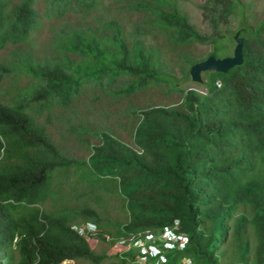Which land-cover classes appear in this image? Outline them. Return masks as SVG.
Returning a JSON list of instances; mask_svg holds the SVG:
<instances>
[{
  "label": "trees",
  "instance_id": "16d2710c",
  "mask_svg": "<svg viewBox=\"0 0 264 264\" xmlns=\"http://www.w3.org/2000/svg\"><path fill=\"white\" fill-rule=\"evenodd\" d=\"M197 7L213 35L181 0H0V264H125L72 230L88 222L117 238L178 222L170 260L264 264V0ZM231 17L243 64L184 90L229 56Z\"/></svg>",
  "mask_w": 264,
  "mask_h": 264
},
{
  "label": "built area",
  "instance_id": "2783aa9c",
  "mask_svg": "<svg viewBox=\"0 0 264 264\" xmlns=\"http://www.w3.org/2000/svg\"><path fill=\"white\" fill-rule=\"evenodd\" d=\"M178 222L172 228L160 232L146 231L129 237L115 238L110 234L104 236L107 243L113 244L119 257L126 264H168V256L176 250H183L188 244V238L179 230ZM80 234L89 232L95 237L97 229L94 226H75ZM155 259L153 262L151 259ZM180 264H195L191 258H184Z\"/></svg>",
  "mask_w": 264,
  "mask_h": 264
},
{
  "label": "rangeland",
  "instance_id": "374dc122",
  "mask_svg": "<svg viewBox=\"0 0 264 264\" xmlns=\"http://www.w3.org/2000/svg\"><path fill=\"white\" fill-rule=\"evenodd\" d=\"M181 1H182V5L185 6V10L189 14L190 19L192 20V22L196 24L200 32L202 34L213 35L215 32L212 30L208 21L204 17L203 12L197 7V3H202L203 0H181ZM230 20L231 21L229 22V24L223 25L220 28V36L224 37L223 39H220V44H223L226 47L225 51H222V53H220L221 55L223 54H229V56L233 55L236 46L235 36L237 33H240V20L237 17L234 18L231 17ZM229 31H231V34L228 35ZM197 47L199 49H204L206 51V54L211 53L212 49L214 48L212 44H197ZM177 75L178 78L183 77L181 73H178ZM201 76L203 79V83L192 82L190 78V79L182 80L180 82L181 87L184 90L192 89L197 91L201 95H205L207 93V84L210 81V72L203 73ZM97 240L95 239L92 242L93 249L96 253L104 254L105 252H109L112 254V251H114V249H112L111 246L101 241L98 242ZM182 259L184 258L178 260L171 259L169 264H180Z\"/></svg>",
  "mask_w": 264,
  "mask_h": 264
},
{
  "label": "water",
  "instance_id": "95a60500",
  "mask_svg": "<svg viewBox=\"0 0 264 264\" xmlns=\"http://www.w3.org/2000/svg\"><path fill=\"white\" fill-rule=\"evenodd\" d=\"M236 46L232 56L224 58L208 57L206 60L194 64L190 69L192 82L203 83L202 74L210 73H227L237 66H241L244 61V44L245 41L239 33L235 36Z\"/></svg>",
  "mask_w": 264,
  "mask_h": 264
},
{
  "label": "clouds",
  "instance_id": "9594fccd",
  "mask_svg": "<svg viewBox=\"0 0 264 264\" xmlns=\"http://www.w3.org/2000/svg\"><path fill=\"white\" fill-rule=\"evenodd\" d=\"M190 90H192V89H190ZM207 91H208V89H207ZM207 94V93H206ZM205 94V95H206ZM89 225H91V226H94V227H96V229H97V235L95 236V237H93V236H90V235H88L89 234V232L88 231H86V233L85 234H80L78 231H76L75 229H74V227L75 226H89ZM175 225H176V223H175ZM178 226H179V224H178ZM180 229V228H179ZM72 230H74L75 232H77L80 236H83V237H86V239H88L91 243L96 239H99V240H97L98 242L99 241H101V242H103V243H106V244H108L109 246H111L117 253H118V251H117V249H115L114 248V246H113V244H110V243H107L106 241H105V238H104V236L107 234V233H101V231L99 230V228H98V226L97 225H95L94 223H91V222H88V223H83V224H79V223H77V224H73L72 225ZM112 236V235H111ZM114 237V236H113ZM115 238H117V237H115ZM120 238H122V237H120ZM17 241L18 240H15V245H16V243H17ZM97 242V243H98ZM186 248V247H185ZM184 250V249H183ZM183 250H180V251H183ZM176 251H178V250H176ZM175 252V251H174ZM173 252V253H174ZM173 253H171V254H173ZM119 254V253H118ZM120 258V257H119ZM184 258H189V257H184ZM168 259H169V256H168ZM183 260V259H182ZM181 260V261H182ZM78 264V262L77 261H74V260H65V261H63L61 264ZM170 263V259H169V261H168V264ZM126 264V263H125Z\"/></svg>",
  "mask_w": 264,
  "mask_h": 264
}]
</instances>
